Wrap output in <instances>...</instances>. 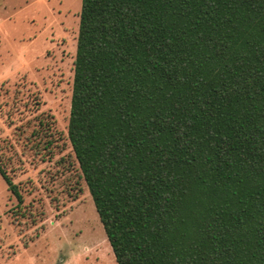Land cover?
<instances>
[{
  "label": "trees",
  "instance_id": "trees-1",
  "mask_svg": "<svg viewBox=\"0 0 264 264\" xmlns=\"http://www.w3.org/2000/svg\"><path fill=\"white\" fill-rule=\"evenodd\" d=\"M78 25L68 141L116 263L264 264V0H81Z\"/></svg>",
  "mask_w": 264,
  "mask_h": 264
},
{
  "label": "rangeland",
  "instance_id": "rangeland-1",
  "mask_svg": "<svg viewBox=\"0 0 264 264\" xmlns=\"http://www.w3.org/2000/svg\"><path fill=\"white\" fill-rule=\"evenodd\" d=\"M80 8L0 0V264H117L68 141Z\"/></svg>",
  "mask_w": 264,
  "mask_h": 264
}]
</instances>
